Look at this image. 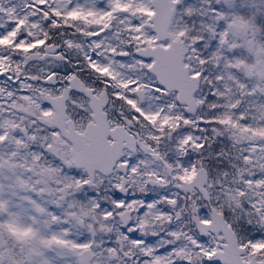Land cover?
<instances>
[{
	"label": "snow or ice",
	"instance_id": "6c2138e0",
	"mask_svg": "<svg viewBox=\"0 0 264 264\" xmlns=\"http://www.w3.org/2000/svg\"><path fill=\"white\" fill-rule=\"evenodd\" d=\"M0 264H264V0H0Z\"/></svg>",
	"mask_w": 264,
	"mask_h": 264
}]
</instances>
